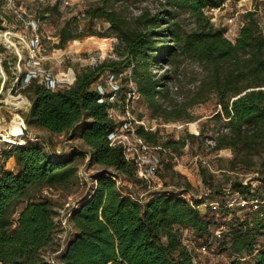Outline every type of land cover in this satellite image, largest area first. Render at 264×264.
<instances>
[{
    "label": "trees",
    "instance_id": "1",
    "mask_svg": "<svg viewBox=\"0 0 264 264\" xmlns=\"http://www.w3.org/2000/svg\"><path fill=\"white\" fill-rule=\"evenodd\" d=\"M114 1L102 0L90 6L86 15L109 22L121 43L118 58L76 70L69 84L50 87L37 74L21 79L22 91L31 102L27 122L53 134H77L87 146L89 163L101 167L92 175L91 190L69 212L73 235L57 263L45 257L44 250L54 243L57 230L54 203L46 191H71L77 186L74 153L53 154L39 141L0 149V264H199L181 239L183 229H191L198 242H209L210 252H215L212 239L226 226L220 218L227 209L217 218L199 209L203 198L187 199L162 190L140 197L125 191L123 180L134 184L144 180L137 176L136 165L126 158L123 147L112 144L109 138L120 124L110 112L115 105L111 99L120 95L121 104H129L127 91L133 86L154 115L180 117L182 111L169 114L163 104L169 98L166 84L171 75L167 69L156 75L154 69L164 61L172 62L175 68L185 60L200 66L203 76L189 104L215 99L219 108L215 117L222 126L216 129L212 149L229 148L232 156L226 169L240 170L249 177L246 184L232 181L230 190L249 194L251 200L264 196V189L258 191L251 185L253 180L264 182V31L259 7L244 14V24L231 40L224 28L204 13L206 6H219L223 0H163L162 9L144 11L132 21ZM57 10L56 3L45 8L46 12ZM179 10L192 18V28L187 29L177 18ZM76 29L75 22L66 21L58 33V46L82 36H109ZM4 65L9 72L8 62ZM127 68L130 74L124 77ZM105 73L133 85L101 92L98 82ZM1 80L0 76V85ZM136 133L171 153H180L187 141L161 140L157 131L142 124ZM7 161L11 168L6 167ZM200 174L203 181L212 175L204 167ZM226 223L220 237L226 238L229 264H264V203L257 209L251 207L245 218ZM259 237L262 243H258ZM256 247L251 260L234 258L251 254Z\"/></svg>",
    "mask_w": 264,
    "mask_h": 264
},
{
    "label": "rangeland",
    "instance_id": "2",
    "mask_svg": "<svg viewBox=\"0 0 264 264\" xmlns=\"http://www.w3.org/2000/svg\"><path fill=\"white\" fill-rule=\"evenodd\" d=\"M102 0H85L74 6H65L61 0H17L16 6L21 11H27L30 15V26L20 22L13 16V9L9 8L5 0H0V14H6L7 21L0 24V28L11 27L20 37L11 39L15 46H7L6 42H0V134H7L9 122L15 113L22 118L27 130L24 135H31L37 141L45 144L46 148L53 154H65L69 156L74 153L75 164L78 166L79 181L71 191L61 189H51L46 191L52 198L55 210L56 233L54 243L44 250V255L51 262H58L60 251L67 240L73 235L74 227L69 219V212L81 197H83L93 186L92 175L101 170V167L90 164L87 148L80 141L77 134L66 132L63 134H53L49 131L29 124L26 113L30 108V100L22 91L24 86L21 82L22 76L26 81L28 74L39 76L40 81L52 79L57 85L69 84L74 80V72L87 65H94L98 61L106 58H118L121 50V43L115 31L110 27L109 22L89 18L86 10L90 6H97ZM165 1V0H164ZM163 0H116L114 6L119 8L123 15L129 20H134L136 16L144 11L155 13L162 9ZM58 4L57 12H46L49 5ZM259 7L258 18L261 28L264 31V0H231L226 2L217 14L211 19L216 26H221L225 30V36L235 40L241 26L244 24V14ZM45 17H42V16ZM177 18L182 20L185 27H193L192 18L185 11L179 10ZM75 22L77 31L88 33L98 31L108 33L109 36L100 37L96 34L82 36L68 40L63 47L58 46L59 31L66 24V21ZM19 33V34H18ZM26 34L22 39V35ZM100 38L98 40L97 38ZM4 62L9 64V72L6 71ZM169 70L171 77L167 81L169 88V98L163 100L164 106L169 110V114L175 110L182 111L179 118L175 114L154 115L144 100L138 95L129 98L127 91V102L123 106L120 102V95L115 99V105L110 109L112 116L119 122H125L128 113L132 118V126L136 129L142 122L149 130L158 132L161 140L186 139V144L181 148L180 153H171L168 149L161 147L160 165L156 174L143 179L142 184H134L126 180L122 181L124 190L145 197L153 190L172 191L183 194L187 199L203 198L204 202L198 205L199 209L209 211L217 218L221 217L222 210L224 216L220 221L225 223L231 219L245 218L251 208L249 194L239 193L230 190L232 181L248 183V175L240 170H228V159L232 156L229 148L213 150L214 136L216 129L222 126V122L215 117L218 111L215 99H210L204 103L190 105L189 102L196 91V86L203 76V72L197 62L185 60L178 68L172 62L164 61L158 68L154 69L155 74ZM130 74V68L124 69L122 76ZM101 90L105 93L112 89L133 85L131 81L124 83L120 77L111 79L109 73H105L101 81ZM23 96L26 101L20 105H15L9 101V96ZM184 110V111H183ZM11 129V128H10ZM9 129V130H10ZM191 134V137H190ZM28 136H24V139ZM0 149L7 150L14 146L1 140ZM3 162V161H2ZM12 165L7 161L6 167ZM207 168L212 175H208L203 181L200 168ZM121 183V182H120ZM191 186L188 188L187 184ZM264 182L259 180L251 181L254 189L262 191ZM254 189H251L253 191ZM242 199L246 203H242ZM218 202V209H212L211 204ZM233 202L234 205L227 206ZM227 204V205H226ZM223 228V227H222ZM222 235V234H221ZM193 238L194 233L191 235ZM218 237L212 239L215 252L203 253L193 251L195 260L199 264H227L228 253L224 249L226 238ZM263 242V238H258V243ZM208 244L207 242H204ZM220 244V246H219Z\"/></svg>",
    "mask_w": 264,
    "mask_h": 264
},
{
    "label": "built area",
    "instance_id": "3",
    "mask_svg": "<svg viewBox=\"0 0 264 264\" xmlns=\"http://www.w3.org/2000/svg\"><path fill=\"white\" fill-rule=\"evenodd\" d=\"M6 4L9 8L13 9V16L19 20L21 23L24 22L27 24V26H30V18L29 14L26 11H21L20 8L16 6L17 0H5ZM85 0H61V4L65 6H74L77 3H82ZM231 0H223L221 5L219 6H206L204 8V13L207 14L210 17V20L217 14V12L222 8L224 5H226V2ZM235 1V0H234ZM6 14H0V19L2 20L1 23L4 21H7ZM44 16V15H43ZM42 16V17H43ZM0 23V24H1ZM3 35L0 36V42L4 40L3 43L6 42L7 46H15V43L11 41V39L15 40V37H20V35H17L15 30L11 27L6 28H0V34ZM7 35V36H6ZM26 34H23L21 37L24 39ZM8 37V38H7ZM30 77V74L27 75V78ZM111 79H114L115 77L113 75H110ZM48 84L50 87L56 86V83L52 79H48ZM101 90V86H99ZM102 92V90H101ZM138 92L136 91L135 86L132 87V90L129 91V98H133L138 96ZM102 100V99H100ZM132 118L128 113V117L126 118L125 122L120 123L112 132L109 134V138L111 140L112 144H120L123 149L125 156L128 160H132L136 165V171L137 176L143 179H146L158 171L159 165H160V150L161 146L158 144H150L144 138L140 137L136 133V129L132 126ZM142 125L145 129H148L145 124L142 122ZM3 136V135H2ZM24 136H28L27 134H23ZM27 141H37V138L29 135L27 138L24 139V142L20 145H24ZM18 145V144H16ZM242 203H246L245 199H242ZM261 203H264V196L262 198H255L251 200V207L254 209H257ZM219 203L215 202L211 204L212 209H218ZM227 205V204H226ZM234 205L233 202L229 203L227 206ZM202 210V209H201ZM193 231L191 229H183L181 234V239L183 243L187 246V248L193 252V251H202L203 253H211L210 248L208 245L204 242H198L195 237L193 238L191 235ZM223 232V228H219L216 231V236L220 237ZM258 250V247H256L251 254H241V255H235L234 258H238L241 261H249L253 258V256L256 254ZM230 257H228L227 264H229ZM196 261V260H195Z\"/></svg>",
    "mask_w": 264,
    "mask_h": 264
},
{
    "label": "bare ground",
    "instance_id": "4",
    "mask_svg": "<svg viewBox=\"0 0 264 264\" xmlns=\"http://www.w3.org/2000/svg\"><path fill=\"white\" fill-rule=\"evenodd\" d=\"M1 35H3V32H2V34H0V36ZM9 101L15 105H20L22 102L26 101V99H25V97H23L21 95H19V96L10 95ZM24 125H25V123L22 120V118L18 115V113H15L12 120L9 122V126L7 127L8 133L3 134L1 140L6 141L12 145L23 143L24 138L22 136L24 134Z\"/></svg>",
    "mask_w": 264,
    "mask_h": 264
},
{
    "label": "water",
    "instance_id": "5",
    "mask_svg": "<svg viewBox=\"0 0 264 264\" xmlns=\"http://www.w3.org/2000/svg\"><path fill=\"white\" fill-rule=\"evenodd\" d=\"M24 133H27V130H26V128L24 127ZM0 137H2V135L0 134ZM18 145H20V144H18Z\"/></svg>",
    "mask_w": 264,
    "mask_h": 264
},
{
    "label": "crops",
    "instance_id": "6",
    "mask_svg": "<svg viewBox=\"0 0 264 264\" xmlns=\"http://www.w3.org/2000/svg\"><path fill=\"white\" fill-rule=\"evenodd\" d=\"M80 141H82L81 139H80ZM82 143L86 146V144L82 141ZM86 148H87V146H86ZM11 168V167H10Z\"/></svg>",
    "mask_w": 264,
    "mask_h": 264
}]
</instances>
